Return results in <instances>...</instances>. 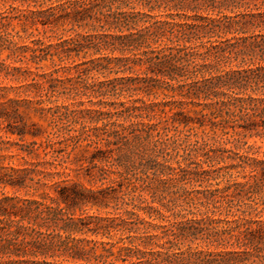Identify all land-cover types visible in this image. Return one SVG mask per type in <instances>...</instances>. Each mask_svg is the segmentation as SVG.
Listing matches in <instances>:
<instances>
[{
  "label": "clouds",
  "instance_id": "9594fccd",
  "mask_svg": "<svg viewBox=\"0 0 264 264\" xmlns=\"http://www.w3.org/2000/svg\"><path fill=\"white\" fill-rule=\"evenodd\" d=\"M0 129V264H264V0H0Z\"/></svg>",
  "mask_w": 264,
  "mask_h": 264
},
{
  "label": "trees",
  "instance_id": "16d2710c",
  "mask_svg": "<svg viewBox=\"0 0 264 264\" xmlns=\"http://www.w3.org/2000/svg\"><path fill=\"white\" fill-rule=\"evenodd\" d=\"M68 19V16L67 15H64V16H62V17H59V18H57V22H59L60 20H67ZM41 25H43V26H46L45 24H41ZM66 43V42H65ZM74 50V49H73ZM33 69H35V67L33 68ZM32 69V70H33ZM34 71V70H33ZM8 126L7 125H5V128H7ZM9 133L10 134H15V133H13L12 131H11V129H9ZM76 259H78V258H76Z\"/></svg>",
  "mask_w": 264,
  "mask_h": 264
},
{
  "label": "rangeland",
  "instance_id": "374dc122",
  "mask_svg": "<svg viewBox=\"0 0 264 264\" xmlns=\"http://www.w3.org/2000/svg\"><path fill=\"white\" fill-rule=\"evenodd\" d=\"M39 27L41 28V29H43L44 27H46V26H43V25H39ZM34 46V45H33ZM34 68V67H33ZM33 70H35V69H33ZM3 131V129H0V132H2ZM10 134V133H9Z\"/></svg>",
  "mask_w": 264,
  "mask_h": 264
}]
</instances>
